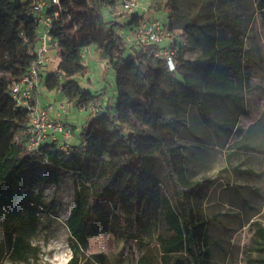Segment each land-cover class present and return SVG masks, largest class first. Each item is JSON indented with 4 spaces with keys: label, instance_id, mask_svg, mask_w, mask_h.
Here are the masks:
<instances>
[{
    "label": "trees",
    "instance_id": "16d2710c",
    "mask_svg": "<svg viewBox=\"0 0 264 264\" xmlns=\"http://www.w3.org/2000/svg\"><path fill=\"white\" fill-rule=\"evenodd\" d=\"M256 2L264 17V0H151L149 9L166 14L162 23L171 34L183 30L190 48L202 50L189 59L182 45L170 41L171 68L161 44L128 41L144 15L104 13L120 0H61L50 30L60 60L52 72H42L41 82L89 114L69 154L53 141L36 156L26 147L28 112L16 104L10 85L33 62L30 49L39 26L29 16L31 0H0V224L12 258L28 260L38 213L57 206L55 199L45 204L36 188L42 158L56 177L64 168L76 175L74 205L66 219L72 255L65 264H111L105 252L86 253L90 236L99 232L137 240L136 264H218L208 238L210 217L196 199L230 169L257 176L250 162L264 153V129L260 122L247 128L238 122L250 114L246 94L263 57L249 51L232 14V5ZM190 4L195 7L191 16L184 11ZM86 46L94 47L113 72L112 100L81 84L90 70L82 56ZM189 140L194 142L188 145ZM210 142L225 150L227 166L213 178H195L191 162L198 170L208 166L212 153L199 145ZM240 154L247 155L248 166L234 163ZM71 155L75 160L69 167ZM231 191L256 227L246 264H264V225L252 217L259 209L239 186Z\"/></svg>",
    "mask_w": 264,
    "mask_h": 264
},
{
    "label": "rangeland",
    "instance_id": "374dc122",
    "mask_svg": "<svg viewBox=\"0 0 264 264\" xmlns=\"http://www.w3.org/2000/svg\"><path fill=\"white\" fill-rule=\"evenodd\" d=\"M150 1L147 0L145 4L141 2V5L145 6L139 12L145 18L149 19L151 15L153 19L165 21L167 19L165 13L156 11L154 8L149 9ZM184 11L191 16L195 12V7L192 4L187 5L184 7ZM104 13L114 17L112 8L105 9ZM232 14L233 20L238 21L239 26L243 28L249 51L261 53L263 57L260 66L254 69L253 78L246 94L250 115L241 117L239 125L246 128L261 120L264 127V17L257 2L253 3L252 6L248 3L232 5ZM128 41L130 42V40ZM171 42L177 43V47L182 45L184 54L189 59H193L202 53L201 48H190L187 36L181 29H175L172 32ZM93 48L91 47V52ZM59 53V49L50 51V62L46 63L42 69L45 75L52 72L57 66L60 60ZM92 58L90 53L86 59L90 69L89 74L81 79V84L95 93L97 91L104 92L105 100H112L115 94L113 72L106 68L102 69L100 62H95ZM42 101L44 102L43 96ZM64 101L71 112L73 111L80 117L74 123L76 135L79 137L81 125L87 118L89 111H78L75 104L68 102L66 98ZM72 138L70 137V139ZM73 141L72 139L71 145L79 143L78 140V143ZM189 141L188 145L194 142ZM217 146L212 147L211 155L213 158L206 168L198 170L199 167L193 161L191 162L195 178L199 179L203 176L213 178L220 169L226 167V152L221 151L218 144ZM247 159L246 154H240L235 157L234 163L242 162L248 166L245 163ZM74 160V155L67 156L69 167L72 166ZM250 164L257 176L238 175L230 169L213 184L208 183V187L204 188L196 199L204 213L210 217L208 238L214 260L218 264H246L247 247L252 245L256 231V227L250 226L246 220L248 213L241 207L242 201H234L235 194L231 191L232 185L239 186L245 196H249V188H254L261 193L260 202L255 203L259 213H252V217L255 220H261L264 225V154L253 155ZM35 175L38 178L36 188L42 191L44 203L49 205L55 199L57 201L56 209L54 212L40 211L38 213V228L29 238L34 250L29 255L28 260L12 258L10 248L6 243L4 229L0 224V264H65L72 255L70 247L72 237L66 225V219L74 205L76 175L71 169L64 168L56 177L42 158ZM89 242L86 253L105 252L109 256L111 264H136L141 254L137 240L125 239L111 232H99L90 236Z\"/></svg>",
    "mask_w": 264,
    "mask_h": 264
},
{
    "label": "built area",
    "instance_id": "2783aa9c",
    "mask_svg": "<svg viewBox=\"0 0 264 264\" xmlns=\"http://www.w3.org/2000/svg\"><path fill=\"white\" fill-rule=\"evenodd\" d=\"M142 1L120 0V4L112 8L114 17H119L122 13L128 15L139 13V10L144 8L141 5ZM60 7L61 0H31L29 16L39 26L37 41L30 49L34 58L28 71L10 85V94L16 104L28 112L29 138L26 147L32 155L36 156L41 155L42 148L53 141H57L60 147L69 154L71 144L69 138L73 135L68 124L53 116L56 111L61 114L70 113L69 106L61 101H49L44 104L40 93L42 69L46 63L50 62V51L59 49L58 41L50 36V30L54 19L60 14ZM171 35V32L164 27L160 20L144 17L135 36L128 37V40L139 45L161 44L171 41ZM90 53L91 48L89 46L83 48L82 56L85 60ZM163 54L168 57L171 68H174L173 51L163 49ZM77 110L83 112L87 109L85 106H81L77 107ZM91 111L96 113L95 108H92Z\"/></svg>",
    "mask_w": 264,
    "mask_h": 264
},
{
    "label": "crops",
    "instance_id": "0c3cea01",
    "mask_svg": "<svg viewBox=\"0 0 264 264\" xmlns=\"http://www.w3.org/2000/svg\"><path fill=\"white\" fill-rule=\"evenodd\" d=\"M143 2V4H145L146 2H147V0H143L142 1ZM145 6V5H144ZM139 13H141V12H139ZM150 18H152V16L150 15ZM161 46L162 47H164V49H169V46H170V41H166V42H163V44L161 43ZM92 47V46H91ZM90 47V48H91ZM93 53V54H92ZM91 55L93 56V60L95 61V62H100V67L102 68V69H104V68H106V63L103 61V60H101V58H100V56H99V53L96 51V49L95 48H93V51L91 52ZM91 61V60H90ZM44 73V72H43ZM45 74V73H44ZM40 93L42 94V96H43V98H44V104H47L49 101H61V102H65L64 100H65V98H64V96L62 95V94H60V93H57V92H53V91H48L45 87H44V85H42V87H41V89H40ZM105 99V98H104ZM67 100V99H66ZM250 115V114H249ZM248 115V116H249ZM53 116L55 117V118H57V119H61V120H63L66 124H68L70 127H75L76 128V125L74 124L77 120H79L80 119V117H78V115L76 114V113H74L73 111L71 112L70 111V113H68V114H61V113H58L57 111L55 112V113H53ZM244 115H242L241 117H243ZM248 116H244V117H248ZM241 117L239 118V122H238V124L240 123V120H241ZM257 122H260V127H261V129L263 128L264 129V127H263V125H262V123H261V120L260 121H257ZM247 128V127H246ZM71 137H73L72 139L74 140L73 142L75 143V142H77V140H78V142H80V139H79V137L76 135V130L73 132V135L71 136ZM72 139H70L69 138V143H71V140ZM77 142V143H78ZM199 146H201L203 149H205V150H210L211 151V153H212V147H218L217 146V144L216 143H214V142H210V143H203V144H201V145H199ZM223 151H225V150H223ZM260 154H262V153H260ZM264 154V153H263ZM259 155V154H258ZM227 164V163H226ZM227 166V165H226ZM255 191L256 192H253V191H251V192H249L248 194H249V196H245L243 193H241L246 199H248V200H251V201H253V202H260V198H261V193L260 192H258L256 189H255ZM235 194V193H234ZM258 195H260L259 197H256V196H258ZM238 194H235L234 195V199H236V198H238ZM246 212V211H245ZM247 213V212H246Z\"/></svg>",
    "mask_w": 264,
    "mask_h": 264
}]
</instances>
